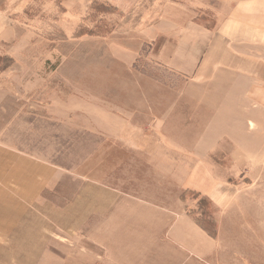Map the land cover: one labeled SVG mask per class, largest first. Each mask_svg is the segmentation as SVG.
<instances>
[{
    "label": "rangeland",
    "instance_id": "1",
    "mask_svg": "<svg viewBox=\"0 0 264 264\" xmlns=\"http://www.w3.org/2000/svg\"><path fill=\"white\" fill-rule=\"evenodd\" d=\"M136 2L86 0L72 5L71 17L63 0H12L0 11V30L8 21L32 31L0 51V264H209L159 228L177 214L213 238L219 264H264L263 108L249 107L246 133L244 124L213 125L232 131L208 156L225 186L222 200L195 189L192 178L179 186L181 170L168 161L179 142L194 141L190 92L164 107L169 119L160 125L170 133L160 139L162 111L138 122L143 112L127 103L123 83L177 88L191 79L164 62L173 39L147 38L157 35L154 25L132 36ZM128 66L139 73L127 77ZM129 116L136 133L117 140ZM146 131L140 155L133 149ZM158 142L169 144L168 154Z\"/></svg>",
    "mask_w": 264,
    "mask_h": 264
},
{
    "label": "crops",
    "instance_id": "2",
    "mask_svg": "<svg viewBox=\"0 0 264 264\" xmlns=\"http://www.w3.org/2000/svg\"><path fill=\"white\" fill-rule=\"evenodd\" d=\"M46 1L51 3V0ZM84 2L86 0H63L70 17L73 13L72 5L80 4L81 8ZM11 3L12 0H0V11L9 10L7 7ZM134 15L136 21L133 22ZM128 18L131 19L129 28L134 38H138L137 32L142 27L154 25L157 35L147 38L173 39L174 47L165 55L164 62L176 73L190 78L191 83L172 88L170 84L153 83L145 78L143 83L124 82L123 89L128 91L131 98L127 103L134 108H141L143 113L138 122L147 120L150 114L155 115L161 110L157 116L160 129L156 133L160 135V139H165L170 132L168 129L162 130L160 125L169 119V111L164 107L173 108L182 103L178 101V91L190 92L193 100L192 123L198 125L192 131L194 141L177 143L179 151H172V160L168 162L181 170L177 177L183 181H179V186L185 188L187 185L184 180L192 178L195 189L215 201L222 200L225 186L218 182L214 173L217 164L208 156L216 148L217 139L224 138L222 133L232 137V131L218 125L220 130L214 132L213 125L244 124L246 133L250 122L249 107L264 109V0H137ZM14 26L15 24L6 21L0 30V51L5 50L8 40L31 38L32 31L18 32ZM118 27L121 28L119 24ZM137 73L139 72L130 66L123 71L127 77ZM118 80L125 81L126 78ZM134 91L136 93L131 97ZM180 119L185 123V116ZM125 120L127 122L122 126L119 123L116 127L117 140L136 133L134 130L137 129L131 127V122L136 121L134 116ZM184 130L182 133L188 132ZM139 134L144 139L136 143L137 149L134 148L133 151L141 152L142 155L143 151L148 150L147 141L152 132ZM158 145L166 148V154L169 153L168 143L158 142ZM168 162L154 163L164 168ZM159 224L161 230L168 227L169 239L171 237L173 242L175 240L184 252L195 257L203 254L205 262L209 264L220 263V260L212 258L217 248L213 238L188 215L177 214L171 225Z\"/></svg>",
    "mask_w": 264,
    "mask_h": 264
},
{
    "label": "trees",
    "instance_id": "3",
    "mask_svg": "<svg viewBox=\"0 0 264 264\" xmlns=\"http://www.w3.org/2000/svg\"><path fill=\"white\" fill-rule=\"evenodd\" d=\"M130 4V3H129Z\"/></svg>",
    "mask_w": 264,
    "mask_h": 264
}]
</instances>
